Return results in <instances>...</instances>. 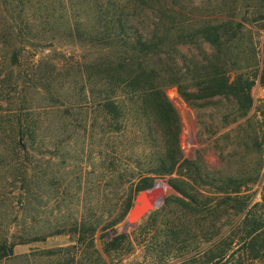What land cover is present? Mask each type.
<instances>
[{"label":"rangeland","instance_id":"rangeland-1","mask_svg":"<svg viewBox=\"0 0 264 264\" xmlns=\"http://www.w3.org/2000/svg\"><path fill=\"white\" fill-rule=\"evenodd\" d=\"M127 1L0 0V112L30 131L27 173H0V242L14 244L0 264H211L205 254L228 234L233 255L222 264H264V253H239L235 226L249 208L264 221V144L246 138L264 125V0H189V30L236 23L230 80L249 73L250 101L243 87L187 101L173 85V123L146 118L140 93L93 68L111 60L93 38L99 13L109 18ZM13 47L18 64L8 68L19 85L8 87ZM199 47L209 51L197 42L189 53L200 58ZM7 129L0 116V142L10 145ZM176 146L173 170L156 174ZM141 194L149 205L140 217L128 209L108 224Z\"/></svg>","mask_w":264,"mask_h":264},{"label":"trees","instance_id":"trees-1","mask_svg":"<svg viewBox=\"0 0 264 264\" xmlns=\"http://www.w3.org/2000/svg\"><path fill=\"white\" fill-rule=\"evenodd\" d=\"M169 1L179 7L174 8L173 3ZM188 5L189 0H130L121 3V6L120 2H117L109 18L104 15V11L97 17L99 20L93 38L98 45L110 50L111 60L106 62L99 59L93 68L98 74L108 78L119 75L124 85L131 87L129 94L138 92L142 95L145 117L150 116L157 122L165 119L166 122L173 123L174 108L165 94V89L173 85L177 86L187 101L198 93L203 98L213 95L225 98L235 96L241 87L244 89V101H250L248 91L252 80L249 73L241 72L230 80L231 73L237 72L236 58L233 56L232 59H227V56L233 54L238 43L239 32L236 31V23L231 19H222L217 20V23L203 22L196 29L189 30V13L183 10ZM124 9H127V13ZM197 42L209 47V51L204 47L198 48L201 50L198 53L200 58L189 53V48ZM18 55V50L13 47L5 66H16ZM225 64H228V69L223 68ZM10 68L4 75L2 84L6 81L8 87L18 86V78L11 76L13 69ZM189 79L194 80L196 89L190 97ZM8 93L6 96L10 94ZM12 98L10 96L9 100ZM0 116L7 118V130L12 141L10 145L4 141L0 142V173H27L29 126L22 125L20 119L14 123V113L0 112ZM150 130L152 131L151 126L148 125L146 132ZM246 138H250L257 147L264 144V125L256 126L247 132ZM174 153H171L169 159H165L168 163L163 165L164 168L154 171L156 174H167L173 170L179 155L178 146ZM132 199L133 196L126 199L121 214L108 223L110 226L125 216ZM155 214L148 213L147 220ZM242 216L235 225L237 229L240 228L237 239L244 248L239 253L252 259L264 253V221L257 218L250 208ZM88 228L93 229L94 226L89 225ZM230 235L214 243L211 246L213 250L205 254L207 256L204 260L211 264H222L226 256L233 255V251L228 254L233 243V239L227 240ZM117 241L118 237L114 236L109 245L116 246ZM13 245L0 242V258L12 255Z\"/></svg>","mask_w":264,"mask_h":264},{"label":"water","instance_id":"water-1","mask_svg":"<svg viewBox=\"0 0 264 264\" xmlns=\"http://www.w3.org/2000/svg\"><path fill=\"white\" fill-rule=\"evenodd\" d=\"M139 196V195H138ZM133 200L130 208H129V214L128 217L131 219H137L138 217H140L147 209H148V205L140 207L141 206V202L137 199V197Z\"/></svg>","mask_w":264,"mask_h":264},{"label":"bare ground","instance_id":"bare-ground-1","mask_svg":"<svg viewBox=\"0 0 264 264\" xmlns=\"http://www.w3.org/2000/svg\"><path fill=\"white\" fill-rule=\"evenodd\" d=\"M137 199L141 202V206L140 207H143V206H147L149 205V200L147 199L146 195L145 194H141L137 197Z\"/></svg>","mask_w":264,"mask_h":264}]
</instances>
